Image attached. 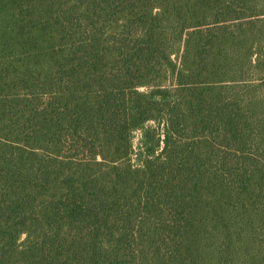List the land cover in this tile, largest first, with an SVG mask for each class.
Listing matches in <instances>:
<instances>
[{"label": "trees", "instance_id": "16d2710c", "mask_svg": "<svg viewBox=\"0 0 264 264\" xmlns=\"http://www.w3.org/2000/svg\"><path fill=\"white\" fill-rule=\"evenodd\" d=\"M0 264H264V0H0Z\"/></svg>", "mask_w": 264, "mask_h": 264}, {"label": "rangeland", "instance_id": "374dc122", "mask_svg": "<svg viewBox=\"0 0 264 264\" xmlns=\"http://www.w3.org/2000/svg\"><path fill=\"white\" fill-rule=\"evenodd\" d=\"M148 125H153L155 126L156 124L150 122ZM140 137H141V133L140 131H136L134 134H133V137H132V155H131V163H136V158H135V153L136 151L138 150V146H139V142H140Z\"/></svg>", "mask_w": 264, "mask_h": 264}]
</instances>
